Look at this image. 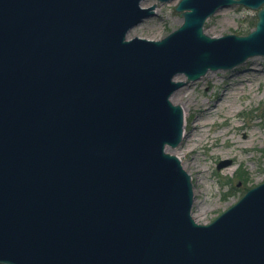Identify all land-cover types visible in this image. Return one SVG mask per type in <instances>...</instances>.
I'll use <instances>...</instances> for the list:
<instances>
[{
	"label": "water",
	"instance_id": "1",
	"mask_svg": "<svg viewBox=\"0 0 264 264\" xmlns=\"http://www.w3.org/2000/svg\"><path fill=\"white\" fill-rule=\"evenodd\" d=\"M142 2L0 0V264H264V181L198 223L167 150L177 89L264 56V0H179L156 40L128 36L155 14ZM234 4L254 29L206 34Z\"/></svg>",
	"mask_w": 264,
	"mask_h": 264
},
{
	"label": "rangeland",
	"instance_id": "2",
	"mask_svg": "<svg viewBox=\"0 0 264 264\" xmlns=\"http://www.w3.org/2000/svg\"><path fill=\"white\" fill-rule=\"evenodd\" d=\"M178 1L143 0L144 7L155 5V14L135 26L131 37L156 40L176 29L182 22L175 10ZM256 21V10L234 4L209 16L204 28L210 29L205 31L210 36L213 30L219 36L245 35L254 29ZM177 75L181 78L176 81L186 80L184 74ZM176 91L188 95L189 105L185 100L178 103L188 114V136L169 151L180 158L191 176L193 218L208 223L264 181V56L249 57L230 69L209 70ZM201 106L211 108L210 113L199 111ZM205 121L207 126L200 128ZM190 123L197 129L192 131ZM226 128L231 140L228 134L218 135ZM223 160L229 164L218 168Z\"/></svg>",
	"mask_w": 264,
	"mask_h": 264
},
{
	"label": "bare ground",
	"instance_id": "3",
	"mask_svg": "<svg viewBox=\"0 0 264 264\" xmlns=\"http://www.w3.org/2000/svg\"><path fill=\"white\" fill-rule=\"evenodd\" d=\"M134 28V27H133ZM131 29L130 31H129V34H128V36L129 37H131L134 33H135V28L134 29ZM205 31H210V29L209 28H207V27H205L204 28V32ZM213 32H214V34H213V36H215V37H218L219 35H218V33H216L217 31L216 30H213ZM206 33V32H205ZM205 75V74H204ZM181 78V75H176L175 77H174V79L175 80H179ZM181 88V87H180ZM178 90V89H177ZM187 97H188V95H187V93H180L179 91H176V92H174L172 95H171V98H170V100L174 103V104H178L181 100H185L186 101V103H188V100H186L187 99ZM228 102H231V100L230 101H228ZM190 103H188V105H189ZM181 108L183 109V119H184V124H183V137H186V136H188V133H187V131H186V126H187V117H188V114H187V112H186V110H185V108L183 107V106H181ZM198 110L199 111H205V113L206 114H209L210 113V110H211V108H209V107H206V106H201V108H198ZM231 112V111H230ZM207 123H208V121H205L204 122V124H201L200 125V128H202V127H204V126H207ZM190 127H192V131L193 130H195V129H197V125L196 124H193V123H190ZM228 132V129L226 128V130H222V131H220L219 132V134L218 135H221V134H228L227 133ZM227 138L229 139V140H231V135L230 134H228V136H227ZM183 139V138H182ZM167 150L169 151V148H167ZM194 149L192 148L190 151H193ZM189 151V152H190ZM170 152V151H169ZM171 153H173V152H171ZM180 159V158H179ZM181 161V160H180ZM181 164H182V167H183V169H184V164L181 162Z\"/></svg>",
	"mask_w": 264,
	"mask_h": 264
}]
</instances>
